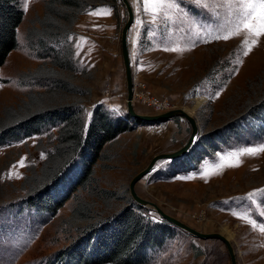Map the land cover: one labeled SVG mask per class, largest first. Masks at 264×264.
Listing matches in <instances>:
<instances>
[{
	"label": "rangeland",
	"instance_id": "374dc122",
	"mask_svg": "<svg viewBox=\"0 0 264 264\" xmlns=\"http://www.w3.org/2000/svg\"><path fill=\"white\" fill-rule=\"evenodd\" d=\"M44 1L19 0L16 44L0 65V133L36 107L64 105L78 106L85 120L96 107L128 127L96 155L91 186L97 189L76 187L54 214L29 208L24 199L33 195L29 188L40 185L39 169L54 152L61 122L0 142V264H79L67 258L82 252L86 224L70 217L74 202L91 205L94 220L131 202L138 205L128 192L131 177L153 155L179 148L190 135L181 115L138 123L126 118L120 31L127 15L120 0L79 14L65 43L61 36L59 42L50 39L56 41L50 44L54 50L61 47L60 68L51 62V52L36 45V37L27 38L38 27ZM127 2L133 15L126 33L132 109L143 115L183 109L197 128L187 152L157 160L134 183V193L197 231L223 234L236 264H264V152H245L264 145V107L259 115L252 114L256 108L251 111L264 103V35L250 52L244 40L251 44L257 38L246 31L228 40L214 38L226 34L229 19L235 20L238 0L233 7L225 0H201L205 7L176 0L175 7L154 13L145 10L144 0ZM79 167V161L73 163L49 192L53 198L63 194ZM99 189L111 194L105 198L95 193ZM141 207L144 218L161 219L152 208ZM165 222L166 235L147 251L144 264H230L219 240L201 239Z\"/></svg>",
	"mask_w": 264,
	"mask_h": 264
},
{
	"label": "trees",
	"instance_id": "16d2710c",
	"mask_svg": "<svg viewBox=\"0 0 264 264\" xmlns=\"http://www.w3.org/2000/svg\"><path fill=\"white\" fill-rule=\"evenodd\" d=\"M111 1L45 0L42 17L37 21L38 27L34 28L33 34H28L27 38L30 40L33 36L36 37L34 40L36 45L53 54L50 57L51 62L59 63L57 55L61 47L54 50L50 44L56 43L60 36L65 43L67 37L71 35L69 28L79 14L98 6L108 5ZM21 19L19 0H0V65L15 47V32ZM52 38L56 41H50ZM30 42H28L29 45L32 44ZM56 65L54 67L60 68ZM263 107L264 103L251 107V111L256 108L252 114L254 116L261 114L260 110ZM126 118L129 116L127 115ZM124 121L111 118L96 107L92 108L85 120L84 115L81 116L78 113V106L64 105L51 108V110L47 107H36L21 117L19 121L3 129L0 133V142L6 138H19L36 133L45 123L61 122L54 152L45 158L39 169L38 185H40L37 188H29L30 191H27V193L32 192L33 195L24 199L26 206L35 208L39 212L54 214L76 187L91 192L97 189L95 185L91 186L93 173L91 166L101 147L118 133L127 129L128 126ZM135 121L138 123L140 120ZM230 131H232L231 128L223 132V137ZM82 152H85L87 157L79 159L78 156ZM78 161L80 167L74 174V178L67 182V185L64 184L63 194L53 198L49 192L67 177L73 163ZM95 193H102L105 198L111 194L103 189ZM140 210L144 208L131 202V205L121 207L109 217L94 220L91 205L83 201L74 202L70 217L76 221H84L86 224L82 229L84 239L80 242L82 252L72 251L67 253V258L79 264L146 263L147 251L157 248L162 243L166 235L164 228L167 223L162 218L158 222H152L144 218ZM90 248L91 252H85Z\"/></svg>",
	"mask_w": 264,
	"mask_h": 264
},
{
	"label": "water",
	"instance_id": "95a60500",
	"mask_svg": "<svg viewBox=\"0 0 264 264\" xmlns=\"http://www.w3.org/2000/svg\"><path fill=\"white\" fill-rule=\"evenodd\" d=\"M120 2L122 3V5L125 9L126 15H127V18H126V20H125V22L121 28V31H120V57H121L122 65L124 68V80H125V85H126L125 104H126V109H127V113L129 115V117L134 119V120L152 121V120L171 117L174 115H181L186 119V121L190 125V135H189L188 139L186 140V142L182 146H180L179 148H177L173 151H170V152H161V153L153 155L150 158V160L148 161V163L145 166H143L137 173H135L131 177V179L129 180V183H128L129 195H130L131 199L134 202H136L138 205L152 208L158 214V216L160 218L169 222L173 226L184 230L185 232L189 233L190 235L201 238V239L213 238V239L219 240L226 249V252H227L228 257H229V263L230 264H236L235 259H234V252L232 250L231 244L223 234H221L219 232L205 233V232L197 231L194 228L184 224L180 220L166 214L153 202L142 199L134 193V190H133L134 183L140 177H142L153 166V164L157 160L173 159V158L179 157V156L183 155L185 152H187V150L192 146L194 139L197 135V128H196V123H195L192 115L186 113L183 109H173V110H169V111H166V112H163L160 114H155V115H143V114L135 113L134 110L132 109L131 102H130L131 94H132V89H131L132 77H131V73H130V67H129V61H128V55H127L126 33L129 29L130 25L132 24L133 15H132V11H131V8H130L127 0H120Z\"/></svg>",
	"mask_w": 264,
	"mask_h": 264
},
{
	"label": "snow or ice",
	"instance_id": "6c2138e0",
	"mask_svg": "<svg viewBox=\"0 0 264 264\" xmlns=\"http://www.w3.org/2000/svg\"><path fill=\"white\" fill-rule=\"evenodd\" d=\"M225 2L229 7H233V0H225ZM193 3L199 7H205V5L201 3V0H193ZM144 4L146 11H153L154 13L156 8H161L165 5L175 7L176 0H144ZM235 7L236 18L235 20L229 19L226 34L216 35L214 38L228 40L233 35H238L242 30L246 31L250 36L257 38L253 39L251 44H249L248 39L244 40V44L249 45L248 51L250 52L251 47L257 43L258 38L264 35V0H238ZM241 47H243V45ZM247 54L248 52H245V55ZM245 152L247 154L264 152V145L250 147L246 149ZM245 152H240L238 155H244ZM21 166H23V162H21ZM253 227H255V222H253ZM260 230L264 231V228H261Z\"/></svg>",
	"mask_w": 264,
	"mask_h": 264
},
{
	"label": "bare ground",
	"instance_id": "6f19581e",
	"mask_svg": "<svg viewBox=\"0 0 264 264\" xmlns=\"http://www.w3.org/2000/svg\"><path fill=\"white\" fill-rule=\"evenodd\" d=\"M185 111V110H184ZM186 113H188L187 111H185Z\"/></svg>",
	"mask_w": 264,
	"mask_h": 264
}]
</instances>
